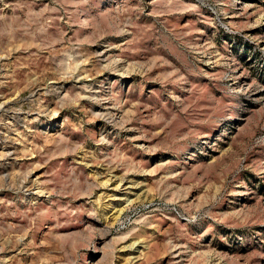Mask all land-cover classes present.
I'll use <instances>...</instances> for the list:
<instances>
[{"label":"rangeland","instance_id":"1","mask_svg":"<svg viewBox=\"0 0 264 264\" xmlns=\"http://www.w3.org/2000/svg\"><path fill=\"white\" fill-rule=\"evenodd\" d=\"M0 101V264H264V0H0Z\"/></svg>","mask_w":264,"mask_h":264},{"label":"bare ground","instance_id":"2","mask_svg":"<svg viewBox=\"0 0 264 264\" xmlns=\"http://www.w3.org/2000/svg\"><path fill=\"white\" fill-rule=\"evenodd\" d=\"M1 102V101H0ZM8 108V107H7ZM5 110V109H4ZM1 151V150H0ZM24 151V150H23ZM31 187V186H30Z\"/></svg>","mask_w":264,"mask_h":264}]
</instances>
